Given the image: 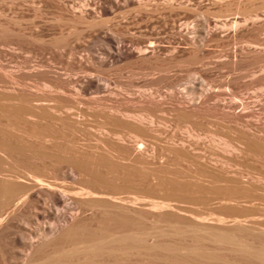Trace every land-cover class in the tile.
<instances>
[{"label":"bare ground","instance_id":"obj_1","mask_svg":"<svg viewBox=\"0 0 264 264\" xmlns=\"http://www.w3.org/2000/svg\"><path fill=\"white\" fill-rule=\"evenodd\" d=\"M104 2L108 5L103 10L106 15L136 0ZM168 4L173 7L171 1ZM194 26H181L187 36L193 34L188 38L194 43L213 35L210 29ZM9 34L6 37H11ZM108 41L104 57L97 58L101 65L133 58L145 61L157 53L155 40L138 47L114 38ZM241 51L240 56L237 54L240 60L225 63L228 71L243 69L253 74L259 69L261 73H254L249 82L242 81L244 73L221 82L233 89V96L210 87L201 92L195 82L198 78L188 87L190 98L182 91L163 96L153 92L114 93L109 80L98 75L79 78L77 69L70 67V74L75 76L64 79L53 67H43L36 75L47 79L48 83H43L47 96L42 93V98L37 93L38 98L30 82L11 76L18 91L16 87V91L7 90L0 96V211L29 201L30 207L35 203L36 217L44 218L50 204L64 203L78 210L67 216L69 222L64 225L39 233L22 264H264V176L242 175L264 170V36ZM193 56L189 61L201 64L199 72L205 77L214 68L223 67L220 62L206 63L203 55ZM173 57L163 65L149 67L151 72L161 73L153 83L164 82L172 89L180 85L183 77L175 72L185 64ZM217 82L216 86H221ZM242 90L254 92L240 96ZM93 94L90 104L97 110L95 117L102 120L96 128L85 122L79 107ZM245 160L260 164L261 168L257 167L261 171L248 168L247 164L253 165L250 163L242 166ZM146 173H192L189 178L195 185L188 188L175 179L160 177L153 185L161 190L172 187L200 194L199 183L208 182L215 188L203 199H218L221 206L238 209L254 207L255 214L229 216L232 207L225 213L228 216L222 214L212 223L201 217L202 224H190L177 216L178 206L165 201L148 203L158 214L147 216L151 209L147 210L145 203V189L150 185ZM126 189L134 196L123 195ZM255 208H260V213L256 214ZM87 210H91L90 218L84 217ZM147 219L152 223L150 229L145 225ZM7 222H0V238L10 227ZM154 236L170 239L149 242Z\"/></svg>","mask_w":264,"mask_h":264},{"label":"rangeland","instance_id":"obj_2","mask_svg":"<svg viewBox=\"0 0 264 264\" xmlns=\"http://www.w3.org/2000/svg\"><path fill=\"white\" fill-rule=\"evenodd\" d=\"M99 1L0 0V96L5 94L7 90H15L16 87L18 91L19 86L11 82L13 80L11 76H15L26 82L28 81V83L30 82L32 84L29 83L31 89L34 91V94L36 93V96L39 94L43 98L44 94L46 97L44 84H47L48 81H46L47 79L43 80L42 76L36 75V70H40L43 67L58 70L64 79L68 75L75 76L73 73V75L70 74L72 72L70 71L72 70L71 68L77 69L76 72L78 71L79 78H83V76L84 78L92 77L93 75V77L97 78L98 75L99 79L104 78L103 80L105 81L109 80L107 81L114 93H126L128 91L136 93L153 92L162 96L174 91L178 94L183 92L185 95H189L188 87L192 86L197 78L198 80L195 82H197V87L201 92L207 91L210 87L212 90L224 91L228 94L231 92L230 94L232 95L234 93L233 89L230 86L222 85L221 82L227 81L226 79H232L234 76H240L242 73L245 74L242 81L249 82L254 73L259 72L254 76L261 73L259 69H254L253 74L247 73L243 69L241 70L244 72L236 70L235 73H231V71H228V66L225 63L228 65L230 62L238 61L242 52L241 50L246 49L252 42L264 36V30L261 31L258 28L262 27L264 29V0H136L129 7L106 15L103 14V10L108 5L107 3L105 4L104 0L103 3L105 5L103 3L100 4ZM169 1L173 3V7L169 6ZM256 14L260 18L255 17ZM101 20H104V22ZM233 21L237 22L232 24L234 23ZM185 23L190 26L195 25L194 27L199 25V28L204 31L210 29L209 31L213 35L210 36L211 38L209 37L203 41L198 40L199 42L194 43L192 38L193 42L188 38L192 37L193 34L187 36L184 27L183 29L181 27ZM181 29L183 34L181 33ZM4 30L7 31L3 33ZM6 34H9L11 37H6ZM18 34L22 37H19ZM185 34L186 36H184ZM20 38L23 39L19 40ZM110 38H114L118 43L122 44L123 41L125 44L133 45L134 47L145 46L155 40L157 41V55L155 54V56L145 61L133 58V60L124 61L121 64L101 65L97 58L104 57V51L106 48H109L108 40ZM124 40L127 41L125 42ZM199 44L201 47L198 46ZM196 54L197 56L203 55L206 63L211 61L212 64H215L213 62L219 64L220 62L225 68L222 66H219L220 68L222 67L220 70L219 68H214L213 71L211 70L212 72H209L210 76L205 77L207 75L204 76V74L199 72V68L202 65H199V63L194 64L195 60L189 61L190 58L193 59V55L197 57ZM169 57H173L179 61L183 60L182 64H185L180 69H176L177 73L175 72V74H178L179 78H183L180 81V85H176L177 87L175 86L176 88L174 87L173 89L164 82L157 85L155 82L153 83L154 79L158 80L161 77V73H156L157 71L154 72V70L151 72L150 70V66L155 64L163 65ZM211 62L210 65H212ZM1 67L4 68L2 69ZM79 68L83 72H79ZM32 70L35 75L34 73L31 75ZM189 71L191 72L189 73ZM211 80H213V83ZM217 81L221 83V86H216ZM251 91L254 92V90H242L238 94L243 96ZM39 95L38 98H40ZM93 97H95L94 94L86 96L84 100L82 99L83 101L79 107L83 115L86 116L85 122L91 127L95 125L98 127L97 123H101L102 120L100 121L97 116L95 117L97 110L94 111L95 108L92 109V104H90L93 101ZM87 102H89L90 106ZM255 163L246 161V163L241 162V165L246 167L247 164L248 168L252 166L251 168L254 167L253 169L257 166L260 167V164L256 163L257 165H255ZM260 168L253 171L259 172ZM263 171L257 174L242 173V175L252 176L255 174L259 177L258 175L260 174V176H264ZM4 174L7 175L8 173ZM9 174L12 175L13 173ZM146 174L148 175V183L150 185H147L145 189V200L147 201L145 203L147 208L149 207L147 209L149 211L151 208L148 206V203L166 201L173 206H178L179 209L177 208L178 210H176L177 216H180L179 218L190 224L201 223V217H207V220L211 222L222 214H228V211L232 207L233 212H231L232 210L229 211L231 212L228 214L229 216L234 213L235 216L238 214L242 218L248 213L250 215L255 214L254 207L246 208L247 210L245 208L241 209L242 207L240 209L236 207V209L235 206H221L218 199L212 201H209L208 198V201L207 199H203L209 191L215 188L208 182L201 181L200 185L197 184L200 186L199 189L201 188L200 194H193L188 189L185 191L184 189L177 190L172 187H166L161 190L153 185L156 178L160 177L164 178L165 181L175 179L180 183V186L188 188V186H193L192 184H194L192 179L190 180L189 178L192 173ZM196 174L199 176L221 175V173ZM230 174L233 175L234 173ZM206 178L208 179L209 177ZM77 184L80 186V183ZM124 191L123 195L134 196L132 190L126 189ZM209 194L208 196L210 197L211 195ZM23 203L19 204V206L16 205L17 207L15 205L8 206L10 208L7 207L3 212L0 211V222H4V219L9 221L10 223H7L10 226L9 228H11L10 230L8 228L6 232L8 234L5 233L4 237L2 238V235L0 238L2 239L0 240V264H22L26 258L25 256H27L26 254L30 251L31 244L37 241L39 235L44 230L64 225V223L69 222V217L67 216L70 213L78 212L76 209L72 210L65 207L64 203L54 207H51L50 204L47 207L48 212H46L44 218L42 216L36 217L37 214L35 215L34 212L35 207H33L35 203L31 202V207L29 205L30 201ZM255 209L258 211L256 214L260 213V208ZM153 213L154 211L152 212L151 209V212L146 213V215L148 216V214L151 215ZM244 213L247 214L244 215ZM154 214L156 215L158 212ZM84 215L82 213V216L90 218L91 210L84 212ZM145 221L146 224H144L150 229L151 221L148 219ZM160 226L168 230L166 225L162 224ZM16 238L20 241H17ZM169 239V237L165 236H154L149 239V242H162Z\"/></svg>","mask_w":264,"mask_h":264}]
</instances>
